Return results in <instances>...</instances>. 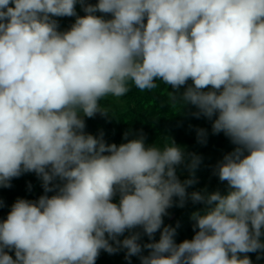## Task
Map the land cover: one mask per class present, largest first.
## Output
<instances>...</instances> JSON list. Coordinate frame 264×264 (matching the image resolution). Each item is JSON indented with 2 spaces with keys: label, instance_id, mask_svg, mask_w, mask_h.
Returning <instances> with one entry per match:
<instances>
[{
  "label": "clouds",
  "instance_id": "1",
  "mask_svg": "<svg viewBox=\"0 0 264 264\" xmlns=\"http://www.w3.org/2000/svg\"><path fill=\"white\" fill-rule=\"evenodd\" d=\"M63 17H75L66 30ZM157 81L171 107H194L235 146L213 167L226 194L187 191L203 157L170 137L158 147L129 129L117 145L86 132L85 118H112L101 100ZM195 132L205 145L208 131ZM27 173L44 194L0 220V264H96L101 251L128 264L264 258V0H0V189ZM188 200L204 208L177 243L179 223L164 218Z\"/></svg>",
  "mask_w": 264,
  "mask_h": 264
},
{
  "label": "trees",
  "instance_id": "2",
  "mask_svg": "<svg viewBox=\"0 0 264 264\" xmlns=\"http://www.w3.org/2000/svg\"><path fill=\"white\" fill-rule=\"evenodd\" d=\"M88 2L95 4L97 0H88ZM57 19L60 30H66L72 24L67 18ZM163 85L164 87L162 88L157 85V88L151 91H140L130 84L131 89L125 96L120 98L108 96L101 100V105L109 109V114L112 118L107 119L99 116L96 122L93 118H85L86 125L91 128L90 134L96 136L103 132L106 142L119 145L125 142L123 134L129 129L133 133L142 130L146 135V143L149 145L156 143L158 147H163L168 142L165 137H170L175 140L177 145L183 147L186 152H194L203 157V161L195 174L198 182L189 187L187 191L191 193L207 188L209 192L219 190L222 194H226V182L221 183L218 177L213 175V167L222 159L224 154L231 152L235 146L231 144L223 133L218 135L211 133V121L204 117L197 119L191 116L190 113L196 111L194 107L186 106L184 109L185 115H182L183 106L171 107L168 104V96L172 89L170 86ZM196 128H204L208 131L205 145L197 143ZM129 138L133 137L130 136ZM177 175L181 181L189 178V173L183 166L177 169ZM29 183L32 186L31 190L28 188ZM11 184V188L0 189V200L4 202V206L0 208V220L6 219L11 205L18 197L35 200L44 194L41 181L34 173H27L15 178L11 181ZM52 194L49 193L48 195ZM203 208L202 204H194L191 200H188L183 208L173 207L168 210L170 216L164 218V224H170L173 227L177 223L180 225L177 228L175 237L177 243L185 239L190 240L193 237L192 225L194 221L191 220V215L193 212L202 211ZM159 235V232L154 235L155 241L159 240ZM120 239H123V237H120ZM149 242L153 241H149L147 236L142 237V244ZM10 254L14 258V253ZM143 254L147 255V251ZM124 255L123 251L114 255L101 251L96 264H128ZM247 255L252 260V264H264V258L256 259L257 253H249ZM130 259L131 264H140L138 257L134 256Z\"/></svg>",
  "mask_w": 264,
  "mask_h": 264
},
{
  "label": "rangeland",
  "instance_id": "3",
  "mask_svg": "<svg viewBox=\"0 0 264 264\" xmlns=\"http://www.w3.org/2000/svg\"><path fill=\"white\" fill-rule=\"evenodd\" d=\"M76 10H77V13L79 14V10H80V6H79V4H77V6H76ZM98 15H99V13H98ZM63 18H67V19H69L72 23H74V21H75V17H63ZM157 82H158V84H159L161 87H164V85H163V83H162L161 81H157ZM97 120H98V115L94 117V121L96 122ZM85 121H86V119H85ZM85 130H86L87 133H89L90 130H91V128L88 127V125H86V129H85Z\"/></svg>",
  "mask_w": 264,
  "mask_h": 264
}]
</instances>
